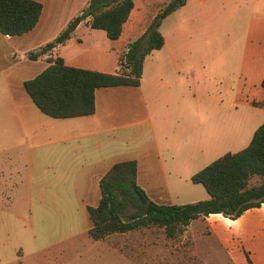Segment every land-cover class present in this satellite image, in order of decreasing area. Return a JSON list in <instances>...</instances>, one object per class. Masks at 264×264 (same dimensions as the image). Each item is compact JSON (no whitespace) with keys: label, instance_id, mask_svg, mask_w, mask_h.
<instances>
[{"label":"crops","instance_id":"obj_1","mask_svg":"<svg viewBox=\"0 0 264 264\" xmlns=\"http://www.w3.org/2000/svg\"><path fill=\"white\" fill-rule=\"evenodd\" d=\"M35 1L43 11L32 31L0 32V188H8L12 204L4 211L8 242L0 264H31V254L78 238L112 252L107 241L116 234L92 240L88 208L99 204L100 181L113 165L136 161L138 185L157 204L205 201L210 196L193 175L215 157L245 149L264 123V0H188L162 18L165 44L146 57L140 85L97 89L95 113L70 119L42 113L25 82L56 58L74 68L117 73L120 57L171 0H134L118 40L92 29L89 17L64 44L41 54L90 0ZM236 43L240 52L226 69V47ZM221 87L234 98L218 101ZM219 215L192 221L180 238L190 231L196 239L192 229L208 227L210 237L230 247L231 264H250L247 257L264 264V203L228 219L243 220L239 225L225 218L209 223ZM25 219L33 225L26 237L33 252L12 237ZM238 237L242 247L233 245Z\"/></svg>","mask_w":264,"mask_h":264},{"label":"trees","instance_id":"obj_2","mask_svg":"<svg viewBox=\"0 0 264 264\" xmlns=\"http://www.w3.org/2000/svg\"><path fill=\"white\" fill-rule=\"evenodd\" d=\"M187 2L171 0L164 7L145 33L120 57L117 73L74 68L67 66L62 58H56L49 61V67L40 75L25 82L27 93L38 109L51 118L93 115L97 89L140 85L146 57L165 44L160 31L162 15L172 14ZM134 6V0H90L88 7L39 54L64 44L89 17L92 29L104 30L110 40H118ZM42 11L43 5L35 0H0V32L8 36L24 35L38 25ZM137 173V162L125 161L113 165L101 179L100 202L88 208L93 224L89 235L93 240L151 227L161 228L168 238L177 239L192 221L201 217L220 214L237 220L264 203V181L250 186L253 177L264 179V123L256 129L245 149L225 154L193 175L192 182L204 187L210 196L208 200L185 205L157 204L138 185Z\"/></svg>","mask_w":264,"mask_h":264},{"label":"rangeland","instance_id":"obj_3","mask_svg":"<svg viewBox=\"0 0 264 264\" xmlns=\"http://www.w3.org/2000/svg\"><path fill=\"white\" fill-rule=\"evenodd\" d=\"M236 30L239 29H231V31ZM226 50L224 53L226 54L224 67L227 69V67H234L235 58L238 57L236 54L240 52V44H233L229 49L226 47ZM228 89L221 87V93L219 91L215 93L218 101L234 98V93ZM251 93L255 94V90L249 92L248 96ZM263 181L264 179L261 177H253L250 186L259 185ZM200 188L202 189V187ZM0 192L3 195V198L0 197V212H3L0 213V263H2L4 260V245L8 242L6 235L8 219L5 218L4 211L11 208L12 204L8 203L9 199L5 195L9 192L8 188L2 187ZM217 217L219 218H211L209 223L225 218L222 215ZM229 220L225 218L223 221L228 225H239L243 221L232 222ZM36 226L37 222L34 224V227ZM192 230L197 233L196 239L191 236L190 231L185 234L186 236L170 239L166 236L164 230L158 227H151L146 230L139 229L126 234H116L107 241V244L113 248V251L109 253L105 251V247L94 246L92 248L84 242V239L78 238L79 240L76 239L73 243H66L60 247L55 245L49 250H40L41 252L33 253L31 254L33 256L28 257V262L31 264H231L227 255L230 247L226 244L222 245L216 238L210 237L212 235L210 228ZM34 231L36 232V229ZM32 232L33 225L25 219L12 231V237L22 240L26 246V237ZM239 240L240 238L235 240L233 245L242 247ZM26 247L32 252L35 249L28 245Z\"/></svg>","mask_w":264,"mask_h":264},{"label":"built area","instance_id":"obj_4","mask_svg":"<svg viewBox=\"0 0 264 264\" xmlns=\"http://www.w3.org/2000/svg\"><path fill=\"white\" fill-rule=\"evenodd\" d=\"M127 52H128V49H127V51L124 54H126ZM123 63H124V65L126 64V59L125 58H124Z\"/></svg>","mask_w":264,"mask_h":264},{"label":"water","instance_id":"obj_5","mask_svg":"<svg viewBox=\"0 0 264 264\" xmlns=\"http://www.w3.org/2000/svg\"><path fill=\"white\" fill-rule=\"evenodd\" d=\"M166 16H167L166 14H163V15H162V18H164V17H166Z\"/></svg>","mask_w":264,"mask_h":264}]
</instances>
